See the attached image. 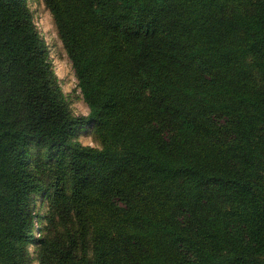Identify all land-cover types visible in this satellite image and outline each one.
Here are the masks:
<instances>
[{"label":"trees","instance_id":"16d2710c","mask_svg":"<svg viewBox=\"0 0 264 264\" xmlns=\"http://www.w3.org/2000/svg\"><path fill=\"white\" fill-rule=\"evenodd\" d=\"M38 1L89 112L0 0V264H264V0Z\"/></svg>","mask_w":264,"mask_h":264},{"label":"rangeland","instance_id":"374dc122","mask_svg":"<svg viewBox=\"0 0 264 264\" xmlns=\"http://www.w3.org/2000/svg\"><path fill=\"white\" fill-rule=\"evenodd\" d=\"M29 3L34 14L35 23L50 48L56 73L70 107L75 113L88 114L89 106L83 99L80 88L78 87L71 60L58 37L52 14L44 7L43 3H40L38 0H29ZM77 140L82 144L98 145V142L94 138L92 125L83 127L79 132ZM37 226H40V224L37 223ZM34 247L35 246L32 248L34 249ZM29 264H40L36 255L32 256Z\"/></svg>","mask_w":264,"mask_h":264}]
</instances>
